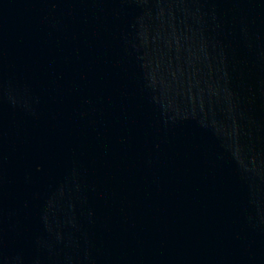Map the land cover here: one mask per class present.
<instances>
[{
    "label": "water",
    "instance_id": "1",
    "mask_svg": "<svg viewBox=\"0 0 264 264\" xmlns=\"http://www.w3.org/2000/svg\"><path fill=\"white\" fill-rule=\"evenodd\" d=\"M0 264H264V0H0Z\"/></svg>",
    "mask_w": 264,
    "mask_h": 264
}]
</instances>
